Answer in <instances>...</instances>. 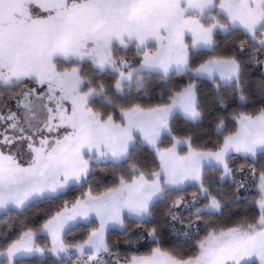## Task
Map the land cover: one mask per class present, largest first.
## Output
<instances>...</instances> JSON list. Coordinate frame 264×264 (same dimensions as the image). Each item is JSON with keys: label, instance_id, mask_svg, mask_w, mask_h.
Returning <instances> with one entry per match:
<instances>
[{"label": "snow or ice", "instance_id": "snow-or-ice-1", "mask_svg": "<svg viewBox=\"0 0 264 264\" xmlns=\"http://www.w3.org/2000/svg\"><path fill=\"white\" fill-rule=\"evenodd\" d=\"M236 34L245 39L236 43ZM261 56L264 0H0V105L6 109L0 112V224L10 227L16 213L88 185L39 228L20 221L15 239L0 234V264H25L29 257L43 264L49 255L56 264H121L107 233L119 229L125 244L136 245L160 203H167L170 233L185 244L195 239V253L164 248L159 226L152 225L146 230L155 247L123 264H242L253 257L264 264V164L255 201L259 216L208 228L196 238L199 224L211 223L206 216L241 199L246 185L236 174L243 176L245 165L234 169L230 161L251 159L248 170L256 177L257 159L264 156V106L234 112L231 131L227 118L219 117L212 148L172 128L176 115L193 123L203 118L199 80L213 84L218 106H226L221 89L246 105L247 67L264 66ZM173 75H187L189 82L169 89L167 103H151L153 77L167 82ZM259 92L264 97V81ZM164 139L169 147L160 146ZM143 145L155 154L151 170L133 159ZM124 164L117 181L94 194L96 170ZM226 181L235 186L231 196L213 187ZM188 187L196 188L190 200ZM92 217L97 226L82 241L65 242ZM40 234L50 244H38Z\"/></svg>", "mask_w": 264, "mask_h": 264}, {"label": "trees", "instance_id": "trees-1", "mask_svg": "<svg viewBox=\"0 0 264 264\" xmlns=\"http://www.w3.org/2000/svg\"><path fill=\"white\" fill-rule=\"evenodd\" d=\"M239 40L245 39L242 34H236ZM217 39L221 41V49H223V37L217 36ZM235 47V44L232 46ZM221 49H218L220 51ZM231 51V48L227 50ZM122 55L124 53H121ZM211 53H209L210 55ZM130 57L133 56L132 53L128 54ZM245 57L247 53L244 54ZM207 59V56H203L200 60ZM260 59L264 60V56H261ZM200 61H193L192 66L195 67ZM248 78L246 85V94L249 97L248 103L244 106L231 94L230 90L221 89V94L225 97L226 106L220 107L215 101L216 89L213 84L207 80H199L197 82L198 97L202 104L203 118L199 123H193L186 120L181 115H176L172 120V128L175 135L183 136L188 133L195 135L196 143L205 145L208 148H212L217 142L218 137L215 132L216 123L219 117L227 118V127L228 130H234V123L231 120V116L234 112L244 111L249 113H255L261 106H264V97H261L259 92V85L261 81H264V66H253L251 64L247 67ZM111 80V77H108ZM189 82L188 76H178L173 75L167 82L161 81L158 77H153V82L150 84L151 90V103H167L168 102V90L178 91L180 87ZM0 92H3L0 89ZM163 92V99H158L160 93ZM5 101H8V94L4 93ZM10 101H8L9 103ZM4 106L0 105V112H3ZM226 134V133H225ZM219 139H222L220 137ZM162 148L170 146V140L164 139L160 145ZM134 161L145 167L147 170H151L155 163V154L147 145H143L135 153L133 157ZM252 164V160L248 159L247 161L241 157H234L230 161V167L236 169L241 165H245V173L241 176L239 173L236 174V179L245 180V188L240 189L239 195L241 199L236 204L228 203L225 208L218 213L213 214L210 217H205L211 221L207 226L203 223L199 224V236L197 239L206 234L208 228L214 226L222 227H231L236 222L240 221L242 218H247L248 220H254L259 216V208L256 205L255 201L259 198V193L257 191L258 175L259 169L262 164H264V156L258 157L255 167L257 168L256 177H253L248 170V165ZM127 169V164H124L122 167L113 168L111 165L101 171L96 170L94 175L90 177L92 181V186L94 194L102 190L106 186H110L117 181L118 175ZM210 171V170H209ZM215 179L218 180L219 173L215 174ZM213 187H221L226 195L231 196L235 191V186L231 184L230 181L223 182V184H214ZM88 185L85 184L83 188H73L66 192L65 194L59 196L54 200L42 201L38 204H34L31 208L27 209L23 213H16L14 217V223L9 227L8 225L0 224V234L4 232L8 233L9 239H15L20 231L23 229L20 226V221H24L26 226L32 228H39L44 220L48 218L53 212L58 210L63 206L65 200L69 203L73 202L75 198L80 195L82 192L87 191ZM196 191L195 187H188L184 193L186 199L190 200V193ZM206 203V201H202ZM198 207L200 205H197ZM167 203L157 204L154 209V216L150 224L140 232L144 236V239L137 243L134 246H129L125 244L124 235L120 232L119 229L110 230L107 233V239L109 244L112 247L113 252H119V259L124 261L126 257L131 255H143L150 252L151 248L155 245L147 237V227L152 225L159 226L160 238L162 240V246L164 248L177 247L183 252V255L188 256L195 253V239L191 240L189 243L185 244L183 241L177 239L174 235L170 233L169 228L165 224V210ZM182 214L186 217L188 216V210L179 209ZM179 228L180 226L177 225ZM88 224L78 227L73 230V232L66 234L64 240L68 244H75L82 241L87 234V231L90 230ZM195 232V230H194ZM45 235L40 234L37 238V243L41 246L46 244ZM4 244L2 235H0V245ZM48 244V243H47ZM38 257H29L26 258L25 264H38ZM72 261L76 260V256H72ZM43 264H56V258L49 255L43 262ZM245 264H257L255 261L252 263Z\"/></svg>", "mask_w": 264, "mask_h": 264}, {"label": "rangeland", "instance_id": "rangeland-1", "mask_svg": "<svg viewBox=\"0 0 264 264\" xmlns=\"http://www.w3.org/2000/svg\"><path fill=\"white\" fill-rule=\"evenodd\" d=\"M217 2H218V0H217ZM187 43H191V40H190V38L186 41ZM154 50V49H153ZM9 105L13 108V110H14V102L13 101H10L9 102ZM4 110L6 111V109L4 108ZM2 128H3V125H0V130H2ZM184 151H186V148L184 149ZM181 154H183V152H181ZM92 220H93V223H91V224H88L87 222H84V225L85 224H88L89 225V227H95V226H97V223L98 222H95V218L94 217H92L91 218ZM69 234V233H68ZM43 235H45V234H43ZM66 236V235H65ZM65 236H64V238H65ZM45 237H47L46 235H45ZM46 239V244L48 243V244H50V238L49 237H47V238H45ZM75 261V260H74ZM121 261V264H123V262L124 261H122V260H120ZM256 262L257 264H258V261L256 260V258L255 257H253V258H251V259H246V260H244L243 262H242V264H245V263H252V262Z\"/></svg>", "mask_w": 264, "mask_h": 264}]
</instances>
